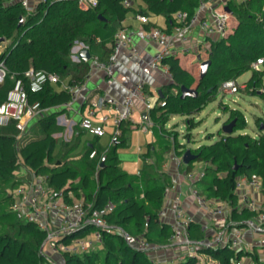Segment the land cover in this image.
I'll return each mask as SVG.
<instances>
[{
	"label": "trees",
	"instance_id": "trees-1",
	"mask_svg": "<svg viewBox=\"0 0 264 264\" xmlns=\"http://www.w3.org/2000/svg\"><path fill=\"white\" fill-rule=\"evenodd\" d=\"M124 0H97L94 8L81 9L76 0H47L38 3L32 13L27 14L14 0H0V45L8 41L6 49L0 51V63L7 69L4 82L0 85V104L6 93L12 88L14 80L22 79L25 88L27 81L24 73L29 69L55 74L64 79L72 74L69 85L84 81L88 72V63H74L70 60L71 49L75 42L87 47L90 56H96L95 48L102 53L100 60L107 61L111 49L106 43L111 41L119 23L130 8L123 6ZM147 11L163 15L168 24V31L173 25L172 15L183 11L192 16L201 2L211 0H143ZM226 7L230 11L229 32L225 37L206 36L208 48L205 49L210 65L203 78L195 79L183 71L175 60L168 64L172 81L162 89L164 106L152 109L151 119L159 127L156 143L147 149L145 162L136 175H129L119 167L116 149L122 143L116 136V144L102 149L94 142L84 147L83 152L75 153L77 139L63 142L57 156H53L54 118L39 120L43 135L35 139L19 136L14 124L0 127V264H44V257L39 252L44 234L30 223L18 221L10 212V191L20 182L14 177L19 167V158L25 167L35 176H43L45 183L56 195L71 203L68 193L73 197H82L84 205L91 204L100 209L107 202L114 209L106 216L109 226H113L132 238H138L146 245H166L170 228L166 222H159L158 212L164 200V191L171 186L170 177L162 166L166 156L174 152L179 156L186 146L169 136L164 125L172 116L184 117L185 138L189 139V130L198 122L194 117L205 105L213 102L225 82H234L238 77L250 71L249 79L241 91L264 97L262 78L264 76V0H228ZM145 14L144 10H140ZM101 17V18H99ZM20 18L22 24H19ZM234 21V24L231 23ZM96 39L97 42H96ZM259 58L263 65L259 71L251 65ZM194 89L196 97L180 98V87ZM27 89V88H26ZM239 89L237 90V92ZM29 102H39L42 108L68 102L69 94L65 91L55 93L47 84L37 93L27 89ZM222 109L225 105L219 103ZM226 124L234 120L230 135H221L211 145H201L189 149L196 156L194 162L207 163L204 168L205 178L201 194L207 198H216L236 204L233 193L235 179L240 175L256 174L264 187V118L255 117L258 133L251 137L235 134L245 125L243 114L237 109L228 110ZM125 122L121 123L122 131ZM91 151L95 152L89 158ZM103 162L102 167L100 163ZM191 162L186 170L192 166ZM234 164L237 169L234 170ZM99 165V168L96 167ZM7 188L10 189L7 193ZM254 214L247 210L231 213L235 221L249 219ZM90 228H86L85 232ZM78 233H81L79 231ZM191 239H201L198 225L190 224ZM101 250L83 255H64L63 264H153L148 255L129 244L117 232L101 231ZM200 254L210 257L218 264H234L243 255L251 257L252 264H262L254 252L235 253L228 248L203 249ZM196 258L190 257L178 264H193Z\"/></svg>",
	"mask_w": 264,
	"mask_h": 264
},
{
	"label": "built area",
	"instance_id": "built-area-1",
	"mask_svg": "<svg viewBox=\"0 0 264 264\" xmlns=\"http://www.w3.org/2000/svg\"><path fill=\"white\" fill-rule=\"evenodd\" d=\"M14 1L18 2L27 14L32 13L38 3L47 2V0ZM227 1L219 0V7L209 6L207 15L203 18H199L195 12L192 16H188L183 11L175 12L172 15L173 25L169 32L158 27L137 31L136 37L138 39L147 40L156 47V52L147 61L146 67L170 76L169 55L171 52L174 53L171 48L175 43H178L179 52L189 54L192 50L190 34L194 26L198 28L199 34L202 36L225 37L229 32L230 18V15L223 9ZM232 1L241 2L244 0ZM76 2L81 9L94 8L97 5V0H76ZM122 4L125 8L130 6L128 0H124ZM201 6L203 5L200 3L199 7ZM137 18L142 24L148 22L144 16L138 15ZM82 49H87V47L82 43H74L70 55L71 62H81L78 54ZM122 51L126 52L128 60L136 58L139 54L133 37L127 30L119 28L113 35L109 59L103 61L97 56H90L87 61L88 72L83 82L74 85L63 84L55 74L29 69L24 73V78L27 81L26 88L30 93H37L47 84H61L63 91L69 94L66 106H70L77 101L85 89L86 83L94 75L102 74L107 86L114 83L115 61ZM262 65L263 59L259 58L251 65V69L259 71ZM6 75L7 69L1 62L0 85L4 82ZM26 88L22 79L14 80L12 88L6 93L4 101L0 104V127L13 123L19 136L25 132L29 120L41 117L46 110V108L40 106L39 102H29ZM143 88V81L138 80L128 88L126 95L120 100L106 94L95 98L94 104L97 109L108 107L113 110V138L120 135L121 123L131 120L136 102H141L146 112L151 109L144 96ZM238 89L240 88L237 84L230 81L225 82L220 91L224 94H234L237 93ZM164 104V102H160L159 106H164ZM92 116L93 112H90L88 116H83L79 126L88 134L101 137L105 133L103 125L107 118L104 116L100 124H94L91 119ZM147 124L142 126L141 129L146 130L147 127L151 126V122ZM94 156L95 152L91 151L89 158ZM169 157L177 167L182 164L181 156L176 155L174 152H171ZM193 164L190 169L184 171L182 178L186 182L198 210L205 216V222L197 224L185 211L181 193H171L172 218L169 223L170 235L167 241L172 245L185 249L179 255L178 260L185 261L190 257H197L199 250L203 249L226 247L235 253L251 252V247L244 237L245 231L264 237V187L262 180L256 174L238 176L235 179L233 189L236 204L230 206L227 202L219 199L207 198L195 188V185L205 178V172L204 169H199ZM98 168L99 165L96 169ZM174 190L175 186L173 185L167 187L164 191V199H167L170 192ZM257 196H261V198L258 199ZM10 197L9 210L15 218L20 222L34 225L44 234L40 252L47 260L50 259L45 254L64 256L95 252L101 247V231L113 233L115 230H119L109 226L106 221V216L114 209L112 203L107 202L100 209L93 208L91 204L84 205L82 199L74 203H67L61 195H56L47 186L44 178L33 177L32 180L21 181L10 191ZM233 210L237 213L247 210L254 215L239 222L231 218ZM158 220L159 222L166 221V211L162 207L158 212ZM191 223L198 225L199 233L203 235L201 239H191ZM87 227L90 230L85 232L84 230ZM79 231L81 233H78ZM140 247L141 249L146 248V244L141 240L135 248L140 249ZM251 260L249 255H243L234 264H252ZM156 264L166 263L158 262Z\"/></svg>",
	"mask_w": 264,
	"mask_h": 264
},
{
	"label": "crops",
	"instance_id": "crops-1",
	"mask_svg": "<svg viewBox=\"0 0 264 264\" xmlns=\"http://www.w3.org/2000/svg\"><path fill=\"white\" fill-rule=\"evenodd\" d=\"M130 3V11H128L124 19L119 23V28L127 30V32L133 37L134 44L138 49V56L131 60L127 59L126 52H121L115 61V80L111 86L105 84V78L102 74L94 75L85 85V89L82 91L80 97L76 102L72 103L70 106H66V103L54 105L52 107H46L45 112L39 118H33L27 123L25 132L23 135L29 133V126H39V120L41 118L53 117L54 129L51 133V137L54 140V149L52 152L53 156H57L60 151L61 144L63 142H69L77 139L78 147L75 153L83 152L86 145L95 143L102 149H107L110 146L116 144V137L113 138L112 132V115L113 110L110 108L97 109L94 104V100L97 96L103 94L109 95L117 100L122 99L128 90L136 81L142 80L144 83L143 93L146 101L151 106L149 111H145L141 102H136L135 107L131 114V120L125 122L123 125L120 135L121 144L116 149L117 159L119 161V167L123 172L129 175H136L141 170L144 160V155L150 146L155 145L157 134L160 132L159 127L153 124L151 119V111L159 106L162 98V89L172 81V77L162 74L158 71L150 70L146 67L147 61L156 52V47L154 44L147 40H140L136 37V32L139 30H149L152 27H158L163 30L168 31V24L163 15H158L147 11V5L143 0H128ZM203 6L198 7L195 10L199 18H203L207 15L208 7L214 6L219 7V0L214 2H201ZM140 10H144L146 13H139ZM144 16L147 18V23L142 24L137 16ZM234 24V21H231ZM213 37V36H212ZM192 50L189 54H182L179 52V44L175 43L171 48L174 53H170L169 58L176 61L177 65L188 72L195 79H199L200 76V63L207 59L205 49L208 48V42L206 41V36L199 34L198 28L194 26L190 34ZM217 38V37H215ZM98 39H96L97 42ZM113 36L111 41L106 43V48L111 49ZM1 51V50H0ZM95 55L101 56L102 51L99 48H95ZM72 74L64 79H61L63 84H68ZM236 83V81H235ZM237 84V83H236ZM52 91L55 93L61 92V84H48ZM244 85V84H243ZM241 87H243L241 85ZM243 89V88H241ZM158 92H160L158 94ZM90 112H93L91 117L94 124H100L102 118L105 116L107 119L104 122L105 133L101 137H95L79 126V122L83 116H88ZM176 116H172L170 119H174ZM151 122V126L147 127L146 130H142L141 127L145 126L147 123ZM148 125V124H147ZM166 125V124H165ZM164 125V126H165ZM168 126V125H167ZM40 127V126H39ZM165 128V127H164ZM167 129V128H165ZM23 137V136H22ZM41 137V136H39ZM65 137H67L65 139ZM38 137H28L25 139H35ZM102 138L106 139L105 146L100 145ZM135 142H134V141ZM58 141V142H57ZM135 146V152L132 155L131 160L123 161L120 158L119 149L128 148ZM199 168L198 166H195ZM163 171L170 177L171 185L175 186V190L170 192L167 199L163 200L162 208L166 211V223L169 225L172 218V211L170 206L171 193L180 192L182 196L183 206L185 211L189 216H191L194 221L198 223L205 222V216L198 210L194 199L189 193L188 186L184 179L182 178L184 171L181 166L177 165L170 160L169 154L166 156V160L162 166ZM201 169V168H199ZM68 197L71 198V203L78 201L73 197L72 192L68 193ZM258 199L261 196H257ZM82 199V197L80 198ZM244 237L247 243L250 245L252 250L258 256V260H264V237L253 235L252 233L245 231ZM134 244L132 246L136 247L139 239L132 238ZM99 247L96 251L101 250ZM150 257L163 258L165 255L171 252V250H164L163 248L157 249L156 255L154 256L153 249L150 248Z\"/></svg>",
	"mask_w": 264,
	"mask_h": 264
},
{
	"label": "rangeland",
	"instance_id": "rangeland-1",
	"mask_svg": "<svg viewBox=\"0 0 264 264\" xmlns=\"http://www.w3.org/2000/svg\"><path fill=\"white\" fill-rule=\"evenodd\" d=\"M9 45L8 41L2 42L0 45V50L6 49V47ZM184 71V70H183ZM251 75V72L248 71L238 77L236 79L237 86L240 88L237 93L234 94H224L223 92H218L217 97L213 102L208 103L203 107V109L195 115L194 120L195 122H198L197 125L189 130L190 138L186 139L184 136L187 133L185 130V122L184 117L176 116L174 119H169V121L164 126L166 131L169 132V136L174 138V140L180 144H183L188 149H196L201 145H211L212 143L216 142L221 135H224L222 132V126L226 124V121L228 120L229 109H237L239 110L245 119L246 125L242 130H238L235 132V134H246L251 137L256 136L258 133L257 125L254 123L255 117H262L264 118V97H261L257 93L253 95H249L244 93V91H241L244 88V83L249 79ZM241 85L243 87H241ZM264 91V76L262 78V89L258 91V93ZM222 103L223 105L227 106L224 109H222L219 103ZM264 120V119H263ZM168 125V126H167ZM43 130L39 126H29V133L27 135H20L23 136V138L28 137H39L43 135ZM134 141V140H133ZM58 142V141H57ZM135 142V141H134ZM106 139L102 138L100 141L101 146H105ZM98 145V144H97ZM135 146L130 145L128 148H121L119 149L120 158L123 159V161L131 160L132 155L135 152ZM183 153H180L179 156H182ZM195 166H198L201 169H204L206 167V163L200 161V162H194ZM182 169H186V167H182ZM14 178L18 181H29L32 180L33 177H39L43 178V176H35L31 171H29L21 158H19V167L14 172ZM195 188L198 191L202 190V184L197 183L195 185ZM7 193L10 191L9 188L6 189ZM115 230V229H114ZM115 232L120 233L124 239L129 244H134V241L132 240V237L128 236L124 232L120 230H115ZM139 248V246H138ZM150 248L154 251V256L157 254V249L163 248L164 250H171L170 253L165 255L163 258H152L150 257ZM41 249V247H40ZM141 249V247H140ZM139 249V250H140ZM253 248H251L252 250ZM184 248L172 245L170 243H167L166 245H146L145 249H141V251L145 252L150 261L153 264H156L158 262H165L166 264H178L184 261H179L178 257L181 253L184 252ZM40 252V251H39ZM41 253V252H40ZM47 258L50 260H47L44 256V264H63V258L59 255H53V254H45ZM193 262V264H218L216 261L211 259L208 256H205L203 254H200L198 252L197 257ZM262 264H264V260H259Z\"/></svg>",
	"mask_w": 264,
	"mask_h": 264
},
{
	"label": "water",
	"instance_id": "water-1",
	"mask_svg": "<svg viewBox=\"0 0 264 264\" xmlns=\"http://www.w3.org/2000/svg\"><path fill=\"white\" fill-rule=\"evenodd\" d=\"M214 2H217L218 0H213ZM224 11H226L228 14H230V11L228 10V8L225 6L224 8ZM101 18V17H99ZM22 24V19L20 18V21H19V24L18 25H21ZM79 58L81 59L82 62H87L89 60V57H90V54L88 52L87 49H82L79 54H78ZM210 65V60L209 59H206L204 61H202L200 63V76L199 78H203L204 75L206 74L207 72V69ZM160 92H158L159 94ZM197 93L194 89H190V88H186L184 86H181L180 87V98L183 99L185 97H196ZM234 120L231 121L230 123L228 124H224L222 126V132L224 135H230L233 131V127H234ZM264 128V126H261L260 127V130H262ZM196 159V156L193 155L189 149L185 150V152L182 154L181 156V160H182V164L184 166H187L189 165L191 162H194ZM103 165V162L100 163V167H102ZM233 169L236 170L237 169V166L234 164L233 166Z\"/></svg>",
	"mask_w": 264,
	"mask_h": 264
}]
</instances>
